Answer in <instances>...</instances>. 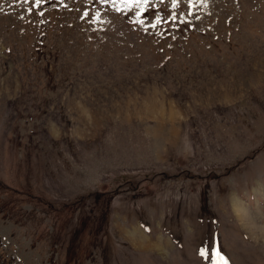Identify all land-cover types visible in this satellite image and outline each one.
Masks as SVG:
<instances>
[{"label": "rangeland", "instance_id": "1", "mask_svg": "<svg viewBox=\"0 0 264 264\" xmlns=\"http://www.w3.org/2000/svg\"><path fill=\"white\" fill-rule=\"evenodd\" d=\"M0 264H264V0H0Z\"/></svg>", "mask_w": 264, "mask_h": 264}, {"label": "snow or ice", "instance_id": "2", "mask_svg": "<svg viewBox=\"0 0 264 264\" xmlns=\"http://www.w3.org/2000/svg\"><path fill=\"white\" fill-rule=\"evenodd\" d=\"M175 2H176V0H173V4H174V6H175Z\"/></svg>", "mask_w": 264, "mask_h": 264}]
</instances>
